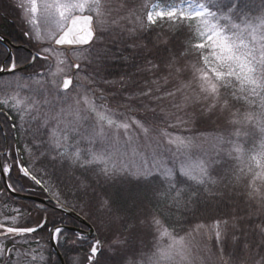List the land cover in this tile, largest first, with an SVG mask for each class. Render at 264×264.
I'll use <instances>...</instances> for the list:
<instances>
[{
    "label": "snow or ice",
    "instance_id": "1",
    "mask_svg": "<svg viewBox=\"0 0 264 264\" xmlns=\"http://www.w3.org/2000/svg\"><path fill=\"white\" fill-rule=\"evenodd\" d=\"M19 7L35 48L24 62H39L41 70L20 74L15 53L0 62V74L11 77L0 80V114L18 115L31 136L0 152V264H51L45 239L65 255L77 253L64 264H101L106 251L112 264H264V0H27ZM105 36L122 48L101 54ZM103 59L131 60L135 71L98 81ZM98 83L128 93L124 112L98 102L105 98ZM212 116L234 131L190 134ZM240 137H252V146ZM45 159L94 171L97 184L128 176L154 181L150 199L130 197L136 211L129 222L85 176L75 180L87 202L70 201L36 167ZM23 180L39 186L51 214L43 203L36 218L11 207ZM201 196L216 202L210 223L169 227L173 210L190 209ZM233 200L244 203V215ZM75 220L106 238L89 239ZM138 227L152 239L132 247Z\"/></svg>",
    "mask_w": 264,
    "mask_h": 264
},
{
    "label": "trees",
    "instance_id": "2",
    "mask_svg": "<svg viewBox=\"0 0 264 264\" xmlns=\"http://www.w3.org/2000/svg\"><path fill=\"white\" fill-rule=\"evenodd\" d=\"M157 0H148L149 3ZM139 3H144V0H138ZM153 38L155 37V33L152 34ZM182 37H177L176 40V47L179 46V41ZM151 47V45H150ZM169 47H172L170 45ZM122 48V45L119 43L118 40L114 39L112 36H105L103 43L99 46V51L103 54L105 49L110 50L111 52H118L119 49ZM155 51V50H154ZM125 56L129 54L127 52L123 53ZM167 53L160 50L157 53L158 58H163ZM26 58V57H22ZM20 60V59H19ZM21 61V60H20ZM23 63V62H21ZM39 63V62H37ZM105 64L109 65L108 71H104ZM132 61L129 60L127 62L121 63L119 61H112L108 59H103L98 62V67L101 70L100 76L97 77L99 81L101 77H106L109 80L118 79L115 75L117 72L123 74L125 72H134L135 69L131 67ZM87 72H92V69H87ZM108 72H111L112 75H108ZM86 74V73H82ZM137 79H140L139 77ZM97 87L103 91L104 99L101 101L104 104H109L117 109L119 112H124L125 108L123 107L128 103L125 96L128 93H122L120 91L121 86L119 84L113 85H105L103 83H98ZM139 118V117H137ZM16 116L12 118L10 121L6 116L0 119V149H4L5 141L7 142L10 149H14V146H19L26 140H30L31 136L26 135L25 133L19 136L18 130H20L19 126L17 125L16 128L12 127V124L15 123ZM244 129H242L243 131ZM234 131L229 125L226 124L225 118L217 116H212L210 118H205L194 125V131L190 133L193 136H200L204 134L207 137H212L211 135H217L220 133H228ZM17 134V135H16ZM210 134V135H209ZM26 135V136H25ZM252 137H248L245 141L244 137H240L242 142H246L248 147L252 146ZM258 142V137L256 138ZM210 142V141H209ZM210 147H207L205 151H209ZM21 154H23L24 158L26 159V153L21 150ZM37 168H41L48 172L49 177L51 180L57 185V187L66 194V197L70 201H75L76 199L80 198L85 203L88 200V197L83 196V191L78 190L77 183L75 177H80L83 179L85 176L88 178L87 182L92 185V188H95L98 195H110L112 199L115 200V210L121 215H127L129 218V222H131L132 216L135 214V209L130 210L129 204L131 203L130 197H137L143 198L145 201H148L151 196V188L150 184L154 183V181H144L141 180L137 182L135 177H117L114 183L104 185L103 182L101 184L96 183V177L94 171L84 172L81 169H73L69 165L64 164L61 166L60 163L56 162L53 163L51 161L43 160L42 163L36 166ZM13 179H15V172H13ZM21 183L25 186V193L34 194L42 196L41 189L39 187H35L34 184L27 180L21 181ZM0 188L2 189V181L0 179ZM92 188L89 189V192L92 191ZM41 191V192H40ZM78 193V195H77ZM215 201L211 200L209 197L201 196V199L198 203L192 205L190 209L181 208L179 210H173L171 214V220L168 222L169 227L172 226V223L175 221H179L180 223L177 224V227L183 228H191L194 227L198 223H210V217L216 215L215 210ZM232 204L239 210L240 215H244L245 213L242 211L245 207L244 203L240 200H233ZM221 208L224 211H231V208H224V205L221 204ZM78 211V209H77ZM87 211V208H85ZM60 215V214H59ZM57 214V218L59 217ZM147 213H145L141 218H145ZM77 225V223L75 222ZM97 231V236L99 239L104 240L106 238V233L102 229H98L95 225H93ZM183 234V233H181ZM199 239V236L196 237ZM152 237L148 234V230L146 227L144 228H137L135 232H133L129 237L130 246L132 247H139L141 245H147L151 242ZM66 260L69 257L76 255L77 253H68V255L64 254V249H59ZM85 249H80V254L82 255ZM47 256L49 259L52 260L51 264H59L55 254L53 252H47ZM101 264H112V253L105 252V255L100 257ZM118 259V257L116 258Z\"/></svg>",
    "mask_w": 264,
    "mask_h": 264
},
{
    "label": "flooded vegetation",
    "instance_id": "3",
    "mask_svg": "<svg viewBox=\"0 0 264 264\" xmlns=\"http://www.w3.org/2000/svg\"><path fill=\"white\" fill-rule=\"evenodd\" d=\"M20 4L19 0H0V36L3 37L0 41V62H8L9 54L15 53L18 64L23 67L26 63L22 57H30V53L34 52L35 48L33 42L23 34L28 26L22 19L23 10L19 7ZM28 67L25 69L28 70ZM26 70L21 73L27 74L29 70ZM2 117L3 114H0V119ZM3 151L0 149V152Z\"/></svg>",
    "mask_w": 264,
    "mask_h": 264
},
{
    "label": "rangeland",
    "instance_id": "4",
    "mask_svg": "<svg viewBox=\"0 0 264 264\" xmlns=\"http://www.w3.org/2000/svg\"><path fill=\"white\" fill-rule=\"evenodd\" d=\"M21 1H25L26 3H27V0H21ZM27 74H30V72H28ZM6 79H11V77L10 76H5V77H2V78H0V80H6ZM24 94H27V93H24ZM99 102V101H98ZM109 108H111V109H113V110H115V108H113V107H111V106H109V105H107ZM116 111V110H115ZM118 112V111H117ZM210 135V134H209ZM211 136H215V135H211ZM199 137V136H198ZM211 144H210V142L209 143H204L203 144V148H204V150H206L207 149V147H209ZM42 193H43V191H42ZM18 207H20V208H22V209H28L29 207H30V205L27 203V202H25V201H22V202H18ZM15 208H17V207H15ZM25 215H27V214H25ZM139 247H141V246H139Z\"/></svg>",
    "mask_w": 264,
    "mask_h": 264
},
{
    "label": "water",
    "instance_id": "5",
    "mask_svg": "<svg viewBox=\"0 0 264 264\" xmlns=\"http://www.w3.org/2000/svg\"><path fill=\"white\" fill-rule=\"evenodd\" d=\"M14 196L18 197V198H25V199H35V200H41V201H44L42 199H37V198H34V197H30V196H26V195H22V194H15ZM92 230H89L88 232V235H90V232Z\"/></svg>",
    "mask_w": 264,
    "mask_h": 264
}]
</instances>
